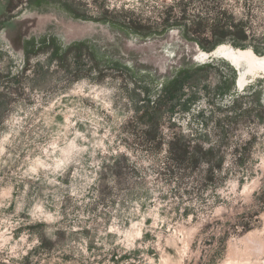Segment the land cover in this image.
<instances>
[{"label":"rangeland","instance_id":"1","mask_svg":"<svg viewBox=\"0 0 264 264\" xmlns=\"http://www.w3.org/2000/svg\"><path fill=\"white\" fill-rule=\"evenodd\" d=\"M223 10L264 38V0H0V264H264V69L241 87L186 36ZM45 38L68 68L23 73ZM192 62L191 109L147 140L145 88Z\"/></svg>","mask_w":264,"mask_h":264},{"label":"trees","instance_id":"2","mask_svg":"<svg viewBox=\"0 0 264 264\" xmlns=\"http://www.w3.org/2000/svg\"><path fill=\"white\" fill-rule=\"evenodd\" d=\"M183 2V0H179ZM182 10V8H180ZM181 18H175L170 14H167L163 19L164 31L172 25H180L182 22ZM131 22V21H130ZM137 28L135 22H132ZM140 31L144 34L151 33V26L148 25L142 30L144 26H139ZM187 27L186 36L191 38V31L193 38L199 46L208 51H213L219 44L228 42L236 47L248 48L251 47L255 52L259 54L264 53V38H253L250 28L247 22L243 19H236L232 14H229L228 11H221L215 17H207L202 14L195 15L189 19ZM52 45V46H51ZM54 40H48L47 38L43 39L41 43H35L33 39L26 40L25 50L28 56V63L24 66L22 72L26 73L31 69L36 75H43L47 72L49 67L48 63L56 62L58 65L67 69V57L72 55L73 47L68 49H61L59 46H53ZM83 44L80 45V50L75 52L74 55L77 63L82 62V56L85 54L91 55L92 53L88 48H84ZM37 48V49H36ZM77 49V48H76ZM46 54V60L44 62L38 61L36 63L31 62L33 56H38L40 54ZM222 62V60H218ZM198 68L195 67V63L186 64L178 69V72L171 77H168L162 84L161 92L157 95H152L148 88H145L143 94L144 99H142L143 104L135 108L136 119L148 125L150 128L153 125H156L158 130L148 129L145 131V136L148 139H157L159 142H163L164 137L161 134L160 125L162 121V113L167 111L169 113V118L172 119L174 114L178 110H189L191 109L194 101L195 94L187 93L188 88L198 83L200 76L197 74ZM18 77L15 78L17 83L19 82ZM221 78L220 82H223ZM219 87V86H218ZM225 89H220V93H224ZM155 96V97H154ZM0 103H6V100L1 101ZM1 118V117H0ZM231 118V117H230ZM174 141L170 142L175 145L178 141L177 137H173ZM170 144V146H171ZM184 148L187 153L190 151V143H184ZM212 147L209 148L207 152H212ZM194 157V156H193ZM196 158V157H195Z\"/></svg>","mask_w":264,"mask_h":264},{"label":"flooded vegetation","instance_id":"3","mask_svg":"<svg viewBox=\"0 0 264 264\" xmlns=\"http://www.w3.org/2000/svg\"><path fill=\"white\" fill-rule=\"evenodd\" d=\"M220 45H223V44H220ZM234 49L238 50L240 52H246L244 55H241V57L237 56V55L230 56L233 60L228 59L227 56H226V58L232 64L234 63L233 65H236L240 69V75L238 77L237 83H238L239 86L243 87L249 81V79L247 77V73H249V72L250 73H255L261 68L264 69V62L261 63L259 61L256 62V61L253 60V58H255V57H259L260 59H264V55L260 56V55L256 54L254 51H252L251 48L241 49V48H235L234 47ZM208 55H209L208 52L202 51V56L206 57Z\"/></svg>","mask_w":264,"mask_h":264},{"label":"bare ground","instance_id":"4","mask_svg":"<svg viewBox=\"0 0 264 264\" xmlns=\"http://www.w3.org/2000/svg\"><path fill=\"white\" fill-rule=\"evenodd\" d=\"M252 49V48H251ZM252 51H254L252 49ZM215 53H222L225 57L227 56L228 59H231L233 60L230 56H234V55H237V56H240L241 55H244L246 52H240L238 50H235L234 47H232L231 45H228V44H223V45H220L218 46L215 50H214ZM210 56V53L209 55ZM254 61L256 62H261L263 63L264 62V59H260L259 57H255L253 58ZM164 260V259H163ZM168 264V263H167Z\"/></svg>","mask_w":264,"mask_h":264},{"label":"water","instance_id":"5","mask_svg":"<svg viewBox=\"0 0 264 264\" xmlns=\"http://www.w3.org/2000/svg\"><path fill=\"white\" fill-rule=\"evenodd\" d=\"M233 47V46H232ZM212 53H214V52H210V55L212 54ZM234 64V63H233Z\"/></svg>","mask_w":264,"mask_h":264}]
</instances>
